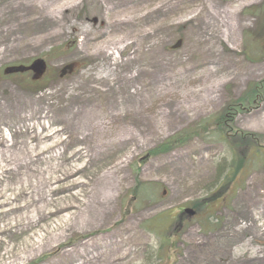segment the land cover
<instances>
[{"label":"rangeland","instance_id":"1","mask_svg":"<svg viewBox=\"0 0 264 264\" xmlns=\"http://www.w3.org/2000/svg\"><path fill=\"white\" fill-rule=\"evenodd\" d=\"M32 1L56 3L70 33L27 49ZM130 1L0 0V193L23 185L31 212L0 233V264H264V159L225 187L231 126L218 121L264 82V0H140L154 20L141 26L158 29L122 54L126 94L117 55L73 32H110ZM135 59L148 70L131 83ZM37 61L42 75L4 74ZM233 128L264 137V91ZM1 213L0 230L19 215Z\"/></svg>","mask_w":264,"mask_h":264},{"label":"bare ground","instance_id":"2","mask_svg":"<svg viewBox=\"0 0 264 264\" xmlns=\"http://www.w3.org/2000/svg\"><path fill=\"white\" fill-rule=\"evenodd\" d=\"M37 5L39 4H36L34 3V1H32V2H27L26 7L30 9L32 13L34 14H36L35 13L36 10L40 9L41 7L40 10L42 11L43 14H47L51 16L49 18L50 23L47 25L46 30L42 31L43 28H41L39 24H41L44 20L43 14H42V17L40 16L37 18L33 14L28 18V21L32 23L33 25V32L31 33V35H28L26 39H24L25 40L24 46H26V48L29 50L38 49L46 42L57 40L61 36H64L67 33H70L69 26L75 24V23H71L70 25H67V23L64 20L58 19L59 18L58 16H54L55 13L57 12V9L55 8L56 3H48L43 6H37ZM107 7L108 5L105 6V9H107ZM112 9H113L112 13L111 11L109 13V15L111 14L110 19H113L111 20L112 30L110 32L108 31L106 34L101 33L98 36L90 37L88 36L86 31L81 32L77 30V32L75 31L73 32L75 35V37L73 38V42L74 43L78 42L76 41V35L80 34L84 36L82 45H84L85 43L86 45L93 46V48L96 50L98 55H103V54H106L107 52H108L107 55L109 56L116 57L117 55V57L114 60V66L115 67L119 66V69L115 68L114 71L118 72L117 79L120 77V79L123 82V88L125 89V92L127 94L128 92V86H127V81H126L127 76L126 74H124V70L126 66H125L124 61L122 60V54H124V52L129 48V46L136 43L133 40L138 41L140 39L148 38L149 36H151L152 38L156 29H158V26L151 25L149 27V30L146 27L143 28L141 26L142 21H146L147 23L148 22L152 23L154 20L151 17V15H153L151 14L152 11L150 12L145 11V7L143 4H141L140 0L132 1V2L131 1L123 2V3H120L119 6L117 4V6L112 7ZM161 11L162 10L160 7H156L153 13L156 14V12L159 13ZM14 27L16 28L17 25H14ZM17 41H18V38H13L12 46L16 44L14 48L17 47ZM135 60L137 62L138 59H135ZM147 68L148 67H143L139 65V62H137L135 66L134 75L130 77L129 82L131 81V83H138L141 79L142 74L148 70ZM150 71L153 73L154 70L150 69ZM115 75L116 74H114L113 76ZM106 76L107 77L111 76V73L110 72L106 73ZM106 76L104 77L105 79H106ZM155 79L156 77H153V80ZM129 87L131 88V85ZM136 98L137 97H133L129 95L127 97V100L130 103V102H133V100H136ZM138 106H139V103H138ZM112 117L116 119L118 118V116H112ZM32 151L34 153L37 152L35 148H32ZM29 154L30 152H28V155ZM34 157L36 156L34 155ZM0 163L6 164L4 166V169H10L8 159L5 158V156L1 152H0ZM7 171L8 170H5L4 173ZM16 185L18 184L16 183ZM9 186H11V184L7 185L4 188L3 190L4 193L3 191L2 193H0V215L2 214L1 210L3 209H4V213L12 214V213L18 212L19 215L15 219H12V221H9L8 223H6L4 227L2 228V230H0V233L5 232L8 227L12 226V224L15 226H18L21 220L26 221L27 219L28 220L31 219V214H30L31 212L27 213L28 205L27 204L19 205L17 202V194L18 196H20L24 192L22 191L23 185H20L18 189H15L14 193L12 192V190H9L10 188ZM54 188H48V189H54ZM16 190H17V193H16ZM7 193H10V194L8 195ZM23 196L25 198V197H28L29 195L25 194ZM43 203L45 206L43 209H45L46 204L44 201ZM60 212H63V211H60Z\"/></svg>","mask_w":264,"mask_h":264},{"label":"trees","instance_id":"3","mask_svg":"<svg viewBox=\"0 0 264 264\" xmlns=\"http://www.w3.org/2000/svg\"><path fill=\"white\" fill-rule=\"evenodd\" d=\"M263 91L264 82L257 85L256 88L248 94L247 98L243 97L242 99L235 101L233 104L228 105L218 119V121L222 120L224 124H230L231 126V129L224 133V135H226V137L224 136V140L228 143L229 149L232 153L231 171L226 182L223 184L225 187L235 182L234 179L238 177L239 174H245L243 169L251 166L254 161L264 159V137L257 134L245 133L233 128L238 113L243 111L246 105L250 107V105L255 102L256 98L263 94ZM187 135L191 136V132ZM183 138L184 137H181L180 139L173 140L171 143L166 144L167 148L174 147L177 143L181 142ZM186 138H188V136H186ZM165 149V147L161 146L152 154H160L165 152Z\"/></svg>","mask_w":264,"mask_h":264},{"label":"water","instance_id":"4","mask_svg":"<svg viewBox=\"0 0 264 264\" xmlns=\"http://www.w3.org/2000/svg\"><path fill=\"white\" fill-rule=\"evenodd\" d=\"M44 67L45 66L42 61H37L29 68H15V69H11L8 73H17V72H24V71L32 70L34 72H37V74L42 75ZM185 213L190 216L195 215V212L191 209H186Z\"/></svg>","mask_w":264,"mask_h":264}]
</instances>
